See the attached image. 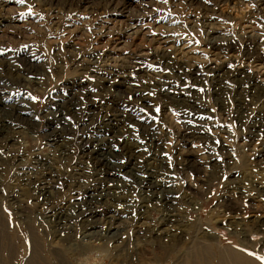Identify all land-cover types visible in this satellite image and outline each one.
<instances>
[{
  "label": "rangeland",
  "instance_id": "obj_1",
  "mask_svg": "<svg viewBox=\"0 0 264 264\" xmlns=\"http://www.w3.org/2000/svg\"><path fill=\"white\" fill-rule=\"evenodd\" d=\"M260 1L0 0V74L9 78L7 94L22 95L28 108L13 144L0 139V264H264V132L245 140L258 113L264 118ZM128 21L147 36L137 42L148 55L136 72ZM25 55L36 69L16 87L3 57ZM239 70L248 77H231ZM70 84L79 113L65 109L63 122L53 101ZM166 84L180 102L163 97ZM88 110L94 116L86 129ZM115 110L116 150L148 172L143 179L170 184L168 197L123 168L111 181L96 179L79 138L108 128ZM50 126L68 131L63 146L50 142ZM187 133L195 136L181 142ZM41 162L54 180L47 212L35 185L19 175ZM90 194L100 195L99 212L120 220L115 244L84 240L87 226L71 204ZM63 208L67 229L59 230L47 216ZM167 214L174 221L161 227Z\"/></svg>",
  "mask_w": 264,
  "mask_h": 264
},
{
  "label": "bare ground",
  "instance_id": "obj_2",
  "mask_svg": "<svg viewBox=\"0 0 264 264\" xmlns=\"http://www.w3.org/2000/svg\"><path fill=\"white\" fill-rule=\"evenodd\" d=\"M260 2H261V6L264 9V0H261ZM1 18H3V17H1ZM0 24H2V22H0ZM135 24H137V23H135ZM2 25H4V24H2ZM133 25H134L133 21L132 22L128 21L126 24L127 29L125 28L124 30L127 33L129 31L130 33H128V34L126 33L127 35L124 33L123 35H126L125 39H129V38L133 39L132 42H130L131 44H129V45L134 47V49H132V52H131V54H132L131 60H132V63L134 65L133 67H131V71L134 72L135 70L141 69V64L143 63V61L145 60V57L148 54L142 53L141 50H139L141 48V45L139 43H137L140 41H144V39L147 38L146 34H144L145 31L144 32H138L137 27L136 26L134 27ZM213 31H215V30H213ZM132 36H134V37H132ZM138 36H140V37H138ZM120 39H119V41H120ZM138 39H139V41H137ZM120 44L122 46L124 45L123 43H120ZM214 44L217 47H228V44H226V43H225L226 44L225 46H223L222 43H216L215 42ZM214 44L211 43L212 46H214ZM117 46H119V44ZM117 46H115L116 49L114 48L112 50L113 52L123 51L122 47L117 48ZM254 53H255V55H257V53L255 51H254ZM165 55L163 57L161 55V59L163 58L165 60L166 59ZM3 59L5 60L3 62L7 67L11 66L14 69L13 70L14 71L13 76L15 78V81H13V82L16 85V87L18 85H20V83L22 82L20 75H22V74L30 75L36 69V66L32 63V60L29 57H27L26 55L23 57H21V56L18 57V60H17V57L13 58L11 56H8V57L4 56ZM12 61H19L21 64L18 63V65L15 67V64L13 65L11 63ZM221 68L222 67H220V69ZM212 70H215L217 73L222 71V70H219L217 68L212 69ZM179 74H180V72H179ZM180 76L182 77L181 74H180ZM185 76H187V75H185ZM108 77L109 76H105V78H108ZM218 77H220V76H218ZM231 77L236 79L238 77L243 78V77H248V76H246V73L243 70H239V71H236L233 73L231 72ZM105 78H104V80H105ZM116 78H119L122 81H125L124 80L125 78L122 76L121 77L118 76ZM126 78H127V74H126ZM8 79H9L8 77L5 78L4 75L0 74V139H2L6 143V145H10L12 143V141H14V136L18 132H20L19 131L20 129L26 128L25 122L27 123V121H26L25 117L28 114L27 113L28 108H26V103H25L22 95L11 93L10 94L11 96H10L9 94H7L6 85H8V83H10ZM104 80H102V81H104ZM107 81L109 82V79H107ZM161 83L159 81H157L158 85ZM119 85H121V84H119ZM166 86H167L166 90L162 94L163 97H165L166 99L171 98L174 100V102H176V100H177V102H180V96H179L180 94L179 95L176 94L177 96H175L174 94H172L173 91L171 93V91L168 90L170 88V86L168 84H166ZM215 86H217V83ZM74 87H76V85H73V84H70V86H64L63 88L65 89L66 93H64L65 95H63L60 102L58 101V99H56V97L53 101V104L55 105V110L53 109L55 112V115L59 118V120H61L63 122H65V116H66L65 109L70 111L71 114H78L79 113L78 105L76 103H74V101H73V95H74L73 90L75 89ZM162 87H163V85H162ZM158 89H160V88H158ZM215 89L217 90L215 92L219 96L221 94L220 88L218 87V89L217 88H215ZM174 91H175V89H174ZM7 95H9V96H7ZM263 103H264V101H263ZM114 112H116V110L113 111V113ZM119 112L120 111L118 110V113ZM118 113L117 114H115V113L111 114L112 116L107 117V119H106V121H107L106 124H108L107 125L108 128L106 127L107 129L104 127L101 129L99 128L96 135L93 134L90 137L88 135H84V136L81 135L82 137L79 138V147H80L82 154L83 155L86 154L85 156L88 158V160L91 161L94 164V166L96 167V169L99 171V172H97V170L95 169L96 179L97 180H109V181H111V178H115L117 176V174H119V170L123 168L125 171V174H127V176L130 175V176H132L133 179L138 180L139 185H147L146 187H148V188L154 187L155 191L151 192L152 194H158V195L163 194L165 197L166 196L168 197V194H170V192H171L170 184L155 183L153 181V179L150 177V175L147 176L148 179H143V178H145L144 174L146 176V174L148 172L141 173V169H140L141 166L135 164L130 159H126L125 153L121 147H120L121 148L120 151L116 150L119 143H117L116 135L110 132L109 126H111V124L113 122H116L117 118H119L121 116V114H118ZM93 116L94 115L90 110H88L86 112V116L83 119V125L86 127V129L88 128V126H90L89 122L92 120ZM52 129H55V128H52L50 126L46 129V135L49 137L50 142H52L54 144H62V146H63V142L66 140V138H68V131H66L63 127L61 129H58V130L55 129V131ZM257 131L264 132V118L259 113L255 118V121L253 123V126L251 127L250 132L248 133L247 136H245V140L252 141L253 139H255L257 136ZM188 136L192 137L195 135H193L191 133L182 134L180 136V141L184 142ZM119 146H120V144H119ZM207 149H208V152H212L213 148L208 147ZM186 157H187V159H186L187 165L189 168L191 165V160H190L189 156H186ZM12 161H17L16 157H13ZM38 162H40V161H38ZM186 167H185V169H187ZM48 168H49L48 166H46L44 163L41 162L37 165L36 168L34 167V171L29 172V170H28L26 172H21L19 174L20 175V181L22 182L21 184L35 185V189L37 191V196H38L37 200H39V203L44 207V209H45V207H47V205L49 203L50 194H51L50 188L52 187L51 185L53 184L52 182L54 181V180L52 181V177H50V173H49ZM139 169H140V172H139ZM180 170H182V169H180ZM38 171L39 172L42 171V173H41V174H43L42 178H41V176L36 177ZM99 176H100V178H99ZM99 196L97 197L95 195L93 196L90 194L84 199H80V200L78 199L75 201V203L71 204L73 207L72 209L77 211V215L79 217H81L82 223L87 226V227H85V230L83 233L84 240L89 239V242H90L91 239H94L95 241H100V240L105 241L106 239H108L111 241L110 243L115 244L118 240L117 236H118V233L120 231V225H119L120 220L118 218H116V216H114L110 210L102 211V212L98 211L99 205L102 204L101 198L98 199ZM164 200H165L164 201V208L169 209L170 204H169V201H167L168 198H166ZM43 207H42V209H43ZM106 207H108V206H106ZM100 209H102V208H100ZM45 211L47 212L46 209H45ZM60 211H62V212H59V213L57 212V214H56L53 212L50 213V210H49L48 213H50V214H48L47 218L50 219V221L55 223L56 229H59V230L67 229V227L64 228V225H63V223L67 222V219H68V218H66L67 209H65V211H64V208H63ZM173 221L174 220H172V217L169 216V214H167L162 219V223H161L162 226L161 227H166L169 224H171ZM65 231H67V230H65ZM230 261H231V259H230ZM223 264H228V263H227V261L223 260Z\"/></svg>",
  "mask_w": 264,
  "mask_h": 264
},
{
  "label": "snow or ice",
  "instance_id": "obj_3",
  "mask_svg": "<svg viewBox=\"0 0 264 264\" xmlns=\"http://www.w3.org/2000/svg\"><path fill=\"white\" fill-rule=\"evenodd\" d=\"M16 2L20 3V4H23L25 2V0H16ZM165 2H166V0H165ZM33 99H35V98H33ZM157 111H158V109H157ZM261 259H264V258H261Z\"/></svg>",
  "mask_w": 264,
  "mask_h": 264
}]
</instances>
